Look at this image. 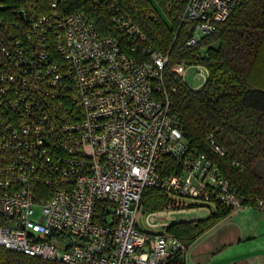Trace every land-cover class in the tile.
I'll return each mask as SVG.
<instances>
[{"label":"built area","instance_id":"1","mask_svg":"<svg viewBox=\"0 0 264 264\" xmlns=\"http://www.w3.org/2000/svg\"><path fill=\"white\" fill-rule=\"evenodd\" d=\"M61 1L0 0V245L66 264H167L188 248L166 231L170 214L264 210V198L245 200L185 138L164 81L169 51L152 46L117 0L88 1L108 7L119 36L101 35ZM241 1L166 8L191 46ZM191 65L171 70L183 78ZM165 156L178 171L162 173ZM147 186L167 196L161 209L142 207Z\"/></svg>","mask_w":264,"mask_h":264},{"label":"trees","instance_id":"2","mask_svg":"<svg viewBox=\"0 0 264 264\" xmlns=\"http://www.w3.org/2000/svg\"><path fill=\"white\" fill-rule=\"evenodd\" d=\"M53 0H38L49 9ZM156 3L166 14L163 17ZM167 0H117L146 33L148 42L160 51H169L164 73L165 86L181 129L191 147L217 163L233 188L245 200L264 198V175L256 164L264 161V0H242L223 20L191 46L184 45L190 34L187 26L172 18ZM65 12L84 11L101 35H118L106 6L88 0H62ZM175 61L199 64L206 68L204 84L193 89L171 70ZM224 149L220 154L209 142ZM163 174L178 171V164L165 156L160 164ZM167 196L156 186L143 189L140 203L144 209L158 210ZM229 214L221 204L205 218L172 221L166 231L189 246L198 236ZM176 257L167 264H181ZM0 264H66L6 248L0 245Z\"/></svg>","mask_w":264,"mask_h":264},{"label":"rangeland","instance_id":"3","mask_svg":"<svg viewBox=\"0 0 264 264\" xmlns=\"http://www.w3.org/2000/svg\"><path fill=\"white\" fill-rule=\"evenodd\" d=\"M158 11L160 14L166 18V14L162 8L156 3ZM206 70L203 66L191 65L189 66L183 75L184 82L193 89L200 88L206 78ZM255 170L264 175V161H259L256 164ZM250 209L261 210L256 207H246L240 211H246ZM264 211V210H261ZM259 212V211H253ZM209 215L207 208L202 207L199 209H191L186 211H179L170 214L166 217L167 220L171 222L175 219L180 220H192L205 218ZM243 213L227 217L223 220L218 221L215 225L209 228L207 231L202 233L198 239L195 240V245H203L204 253L203 256H208L209 258L217 255V258H224L226 256H236V255H247L253 252H262L264 253V220L259 219L258 217L252 216L251 218L242 217ZM238 222L240 223V228L237 227ZM140 223L145 227L144 221L141 218ZM252 232H256V237L252 238ZM220 240L216 241V244L211 247V249H206L207 241L210 240ZM237 239H240L241 242L236 243ZM233 242V243H232ZM225 250L220 251L222 248L227 247ZM198 249V248H197ZM189 250V249H188ZM193 251V248L190 249ZM189 250V253H190ZM195 250V247H194ZM199 250V249H198ZM208 251V252H207ZM199 254V252H197ZM257 261L253 264H264V255H261L256 258ZM191 261V259H190ZM187 264V263H186Z\"/></svg>","mask_w":264,"mask_h":264},{"label":"crops","instance_id":"4","mask_svg":"<svg viewBox=\"0 0 264 264\" xmlns=\"http://www.w3.org/2000/svg\"><path fill=\"white\" fill-rule=\"evenodd\" d=\"M253 211H259V212H253ZM241 212L243 213L242 217H245L247 219L251 218L252 216H255L261 220H264V211L257 210V209H250V210H246V211H238L236 213H229L224 218H222L221 220H223L227 217L233 216V215H237ZM178 220H180V219H175L173 221H178ZM237 227L238 228L241 227L239 222L237 224ZM249 235H252V238H255L257 234H256V232H252ZM199 237L200 236H198L196 239H198ZM195 240L188 246L187 251L185 252V255L183 257V262L181 264H186V263L187 264H253L257 261V259H256L257 257L264 255V253H262V252H256L255 251V252H253L251 254H247V255L226 256L224 258L218 259L217 258V255L219 254V252H218L216 255L209 258L208 256H203L204 248H203L202 244L194 246ZM217 240L218 239L207 241V244H206L207 248L206 249H209V248L211 249V247L216 244ZM218 241H220V240H218ZM234 242L239 243V242H241V240L237 239ZM230 244L231 243L226 244L228 246L222 248L220 251L222 252V250H225L226 248H228L230 246ZM194 247H195V250H194ZM192 248H193V251L190 250ZM188 249L190 250V253H189ZM197 252H199V254H197ZM190 259H191V261H190Z\"/></svg>","mask_w":264,"mask_h":264}]
</instances>
